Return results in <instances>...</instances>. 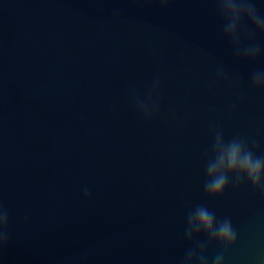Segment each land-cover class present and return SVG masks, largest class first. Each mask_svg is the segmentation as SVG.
Masks as SVG:
<instances>
[{
    "label": "water",
    "instance_id": "1",
    "mask_svg": "<svg viewBox=\"0 0 264 264\" xmlns=\"http://www.w3.org/2000/svg\"><path fill=\"white\" fill-rule=\"evenodd\" d=\"M219 2L0 0V264H264V187H207L232 144L264 161V34Z\"/></svg>",
    "mask_w": 264,
    "mask_h": 264
},
{
    "label": "clouds",
    "instance_id": "2",
    "mask_svg": "<svg viewBox=\"0 0 264 264\" xmlns=\"http://www.w3.org/2000/svg\"><path fill=\"white\" fill-rule=\"evenodd\" d=\"M217 8L223 22L225 40L241 43L245 39L246 30L264 34V15L257 11L256 6L250 3V0H220ZM245 52L249 60L257 59L255 48H247ZM254 86L264 88V76L257 74ZM224 168L244 173L256 187H264V161L253 159L250 153H243L238 144H232L225 149L218 162L209 167V172L212 177H217V172ZM224 181L225 177L221 175L212 179L207 187L215 194H220L225 187ZM8 226L7 218L0 216V229L6 232ZM197 226L205 229L222 243H235V232L230 224L225 223L217 228L212 215L203 209L197 213L193 223V227ZM188 264H191V258Z\"/></svg>",
    "mask_w": 264,
    "mask_h": 264
}]
</instances>
